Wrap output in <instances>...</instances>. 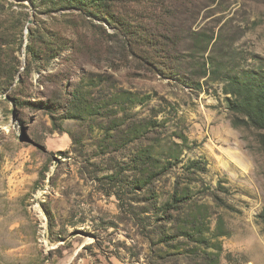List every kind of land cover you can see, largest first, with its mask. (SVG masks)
Returning <instances> with one entry per match:
<instances>
[{"label": "rangeland", "instance_id": "374dc122", "mask_svg": "<svg viewBox=\"0 0 264 264\" xmlns=\"http://www.w3.org/2000/svg\"><path fill=\"white\" fill-rule=\"evenodd\" d=\"M110 5L0 0V264H264V0Z\"/></svg>", "mask_w": 264, "mask_h": 264}, {"label": "trees", "instance_id": "16d2710c", "mask_svg": "<svg viewBox=\"0 0 264 264\" xmlns=\"http://www.w3.org/2000/svg\"><path fill=\"white\" fill-rule=\"evenodd\" d=\"M58 2L61 8L76 9L79 13L94 9L111 14V0H58ZM151 45L153 58L157 50H155L156 44ZM26 46L28 53L31 54L30 45ZM167 69L171 68L167 67ZM0 71H2L1 64ZM224 91L232 98L229 108L238 115L237 122L259 131L258 143L264 153V80L254 73L244 77H229Z\"/></svg>", "mask_w": 264, "mask_h": 264}, {"label": "water", "instance_id": "95a60500", "mask_svg": "<svg viewBox=\"0 0 264 264\" xmlns=\"http://www.w3.org/2000/svg\"><path fill=\"white\" fill-rule=\"evenodd\" d=\"M28 22L30 23V20Z\"/></svg>", "mask_w": 264, "mask_h": 264}]
</instances>
